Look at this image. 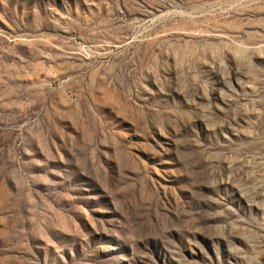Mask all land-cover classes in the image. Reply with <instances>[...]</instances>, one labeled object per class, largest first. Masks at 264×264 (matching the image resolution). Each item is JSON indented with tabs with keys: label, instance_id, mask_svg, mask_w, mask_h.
<instances>
[{
	"label": "rangeland",
	"instance_id": "rangeland-1",
	"mask_svg": "<svg viewBox=\"0 0 264 264\" xmlns=\"http://www.w3.org/2000/svg\"><path fill=\"white\" fill-rule=\"evenodd\" d=\"M0 264H264V0H0Z\"/></svg>",
	"mask_w": 264,
	"mask_h": 264
}]
</instances>
